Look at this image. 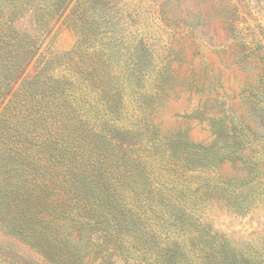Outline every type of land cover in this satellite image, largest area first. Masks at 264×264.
Returning <instances> with one entry per match:
<instances>
[{"label":"trees","instance_id":"1","mask_svg":"<svg viewBox=\"0 0 264 264\" xmlns=\"http://www.w3.org/2000/svg\"><path fill=\"white\" fill-rule=\"evenodd\" d=\"M15 1L0 0V108L36 65L13 94L28 106V121H0V227L49 264H264V249L235 255L205 235L204 187L219 195L217 170L238 146L216 150L182 134L157 135L149 104L132 99L137 86L96 69L98 60L111 61L106 55L87 59L88 68L73 54L70 63L38 57L39 34L48 36L80 3L85 29L93 0ZM27 13L34 34L14 33ZM107 75L112 88L104 92ZM251 184L224 197L233 211L259 203L240 197Z\"/></svg>","mask_w":264,"mask_h":264},{"label":"rangeland","instance_id":"2","mask_svg":"<svg viewBox=\"0 0 264 264\" xmlns=\"http://www.w3.org/2000/svg\"><path fill=\"white\" fill-rule=\"evenodd\" d=\"M81 4L72 5L48 36L39 34L38 57L70 63L73 54L88 68L87 59L102 61L106 55L111 61L103 65L98 60L96 69L102 76L110 71L113 79L124 74V87L137 86L132 99L149 104L157 135L169 139L182 134L193 144L216 150L238 146V156L217 170L219 195L209 196L211 189L204 187L205 235L219 237L211 244L225 245L235 255L263 250L264 164L259 161L264 156V0H93L91 21L85 20L83 30ZM14 25V33L34 34L28 13ZM35 65L22 81L35 73ZM105 78L108 92L111 79ZM22 81L2 104L0 121H28V106L13 97ZM245 154L256 161V177L244 166ZM246 179L252 184L240 197L260 201L233 211L224 197L241 192ZM230 181L236 184L232 192L227 190ZM0 264L49 263L0 227Z\"/></svg>","mask_w":264,"mask_h":264}]
</instances>
